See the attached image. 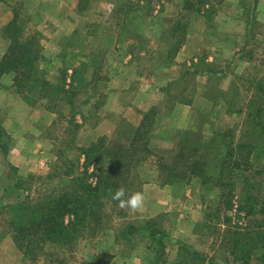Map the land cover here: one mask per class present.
I'll return each instance as SVG.
<instances>
[{"label":"rangeland","instance_id":"1","mask_svg":"<svg viewBox=\"0 0 264 264\" xmlns=\"http://www.w3.org/2000/svg\"><path fill=\"white\" fill-rule=\"evenodd\" d=\"M187 1L123 0L118 7L121 13H109L103 18L93 17L94 11L103 3L105 8L109 0L86 3L88 10L78 8L76 15L69 16L63 25L75 27L71 42L73 53L70 48L53 47L48 49L46 57L43 55L42 71L54 86L45 92H32L34 103L25 100L19 92L18 103L10 95L6 96L5 91L0 93L3 104L0 111V264H19L24 260L12 233L6 231L9 230L7 218L14 211L11 204L37 199L43 193L74 190L77 185L73 179L95 184L99 174L108 173L115 148L130 144L138 129L142 139L127 153L143 160L133 162L125 189L128 195L142 192L144 206L139 211L121 210L111 197L103 199L104 210L114 215V220L106 219L109 226L99 233L113 226L122 238L130 239L146 226L154 227L159 249L164 251L169 247L165 241L167 236L178 240L184 254L181 264H201L200 257L187 253L191 249L202 253L204 262L244 264L236 261L226 246L225 230L236 224L252 225L262 215L247 217L236 207L238 204L234 209L223 210L220 216L215 215L221 205L222 189L195 177L169 186L162 184L156 160L182 145L187 130L193 133L191 138L204 141L217 128L241 122L242 115H231L228 107L238 109L247 105L244 100L249 96L247 86L252 85V80L264 84V13L257 14L258 0H242L244 16L228 20L224 14H218L219 9L230 10L228 0H190L193 5ZM161 11L168 13L164 15ZM152 14L155 15L149 17ZM180 17L188 26L186 39L194 44L199 41L198 32L202 27H210L201 33L206 42L204 51L197 63L184 65L182 76L166 86L167 96L154 111H150L152 107L143 111L137 104L138 90L153 78L156 80L174 61L175 56L170 55L182 39V33L181 30L174 33L172 26ZM90 24L98 34L87 45L88 35L84 30ZM128 26L142 30L132 31ZM145 27L155 28V32L146 34ZM119 42L120 56L115 51ZM206 57H214L213 63L209 64ZM76 65L78 68L73 69ZM75 70H78L76 75ZM110 77L125 80L118 91L111 90ZM55 86L61 88L59 96ZM238 90L241 98H234L233 92ZM42 94L47 96L40 98ZM184 100L191 101L194 107L174 116V105ZM181 121L186 125H180ZM145 141L150 151L142 150L134 155L135 149L142 148ZM236 192L239 198L243 197L241 185ZM228 217L232 225L227 222ZM93 237L88 233L83 239ZM131 246L132 242L128 249ZM79 249L77 242L57 260L63 264H80ZM248 264H264V259L255 254Z\"/></svg>","mask_w":264,"mask_h":264},{"label":"trees","instance_id":"2","mask_svg":"<svg viewBox=\"0 0 264 264\" xmlns=\"http://www.w3.org/2000/svg\"><path fill=\"white\" fill-rule=\"evenodd\" d=\"M186 3L193 5L190 0ZM207 11L215 12L211 8H207ZM182 18L172 26L174 33L181 30L182 39L175 46L171 57L182 47L188 33L187 23ZM24 26L25 23L16 18L6 28L11 45L0 59V77L6 73L14 74L17 92L28 102L34 103L32 92H45L54 85L44 76L41 68V34L29 33ZM77 72L75 70L73 74L76 75ZM254 80L251 81V86H247L249 96L244 100L247 105L243 104L238 109L228 107L231 115H242L241 122L224 129L217 128L204 141L191 138L193 133L187 130L186 141L182 145L171 154L159 155L156 160L162 184H174L195 177L204 184H213L222 189L221 205L216 209L215 215L220 216L223 210L234 209L237 204L236 207L247 217L262 215L254 224L244 226L232 225V220L227 218L232 226L225 230L227 233L224 242L235 256L234 259L244 264H248L255 254L264 259V84ZM253 87L256 88L255 91L252 90ZM54 88L60 93V87ZM240 94L239 90L233 92L234 98H241ZM46 96L47 94H42L40 98ZM234 104L236 103L232 102ZM155 109L156 107H152L150 111ZM141 139L142 134L138 129L130 144H119L112 152L108 173L99 174L95 184L73 179L71 181L77 185L74 190L59 194L43 193L37 199L20 200L10 205L14 211L7 218L9 230L6 231L12 233L15 244L23 253L25 264H51L54 261L63 264L57 260L61 253L73 249L86 234L97 235L109 226L106 219L114 220V215L104 210L106 206L102 201L108 197L112 200V193L116 189L127 187L133 162L143 160L142 157L135 158L127 152L137 147ZM142 145V148L135 149L134 155H139L142 150L150 151L147 141ZM239 185L243 191L241 198L236 192ZM17 187L19 184L15 186ZM224 206L227 208L224 209ZM68 216L69 219H66ZM146 228L155 238L157 230L154 227ZM56 247L61 250L54 249ZM190 252L195 258L200 257L204 261L202 253L195 249L188 250L187 253ZM110 258L108 255L97 262L84 264H109Z\"/></svg>","mask_w":264,"mask_h":264},{"label":"crops","instance_id":"3","mask_svg":"<svg viewBox=\"0 0 264 264\" xmlns=\"http://www.w3.org/2000/svg\"><path fill=\"white\" fill-rule=\"evenodd\" d=\"M109 1L110 2L106 4L105 8L102 6L104 3L100 4L94 11L95 14L93 17L97 16L99 18H103L107 17V14L109 13H121L120 10L122 9H119L118 7H120V3L123 0ZM170 1L174 2V0ZM89 2L98 3L105 2V0H0V59L6 54L11 45V38L6 31V28L8 24L16 18L19 20L24 19V22H29L28 25L25 24L24 26L27 32H37L41 34V41H43L42 54L44 56L47 55L48 49L53 47L56 49L65 47L72 50L74 47L72 46L71 42L74 36L73 32H76L75 27L73 26L71 29L69 26L67 27L66 25V27H63V25L65 22L67 24V19L69 16L74 17V15H76V10H78V8L81 10H88L89 6L86 5V3L88 4ZM228 2L230 10L227 11L225 8L219 9L218 14H224L228 20L242 18L245 14V6L243 1L228 0ZM257 10L258 15L264 13V0H258ZM161 12L164 15H167L168 13L166 11ZM157 13L160 12L158 11ZM218 14L215 15L216 18L219 17ZM154 15L155 14L149 15V17H153ZM97 20L98 19L95 21ZM117 24H119V22H117ZM46 26H49L50 30H45ZM92 26H95V24ZM128 28L132 31L138 32L142 30V28L133 26H128ZM207 28L210 27L203 26L201 31L198 32L199 41H195V44L186 39L182 47L176 53L174 61L170 63V67L168 66L164 72L162 71L160 76H156V80L153 78V81L150 83H145L139 88V102H137V104H139L138 107L140 109L145 111L146 109L156 107V105L162 103L164 101L163 99H165L167 96L166 86L172 80H177L182 76L183 66L187 63L195 64L199 61L200 54L202 55L205 48L204 45H206V42L204 43L205 37L202 34H204V31H206ZM143 30L146 34L149 32L153 33V31L155 32V28L145 27ZM84 31H86V34L88 35L87 40L85 41L88 45L92 38L97 37L98 32L92 31L91 24L87 25ZM150 42L151 41H149V44L152 46L153 44ZM64 44L65 46H63ZM120 45L121 42L115 46V51H117L116 53L118 55V52H120ZM192 47H194V49ZM57 55L59 56L60 53H57ZM202 58H204V56H202ZM44 60L42 59V62H44ZM206 61L211 64L214 61V57H206ZM76 68H78L77 65L73 67V69ZM109 80H111L109 81V84L113 85L111 88L112 91H118L120 86L123 85L122 83L125 81L124 79L112 80V77H110ZM222 87L227 89L225 86ZM2 91L6 92V96L10 95V98L13 100V102L18 103L20 101V95L17 93L16 87L14 85V74L6 73L0 77V93H2ZM2 105L3 104L0 102V111L2 110ZM192 107H194L192 102H176V105H174L172 109V113L174 116H179L180 112L190 111ZM180 123V125H186L183 124L182 121ZM2 125L4 124L2 123ZM8 158H10V153L8 154ZM165 210L168 211L170 208H166ZM159 213L160 212L153 215L156 216ZM111 227L106 232L103 231L98 235H95L93 238L83 239L82 237L78 240V246L80 245V249L78 251H81L82 253V262H80V264H84L86 262H97L102 257L108 255L111 257L109 264H181L183 260L184 254L181 252L179 242L172 236H167L168 239L166 238L165 241L169 242V247L163 251L162 249H159V246H157L158 242L154 238V235L151 233V231H149L147 228L136 233L133 238L131 237L128 239L122 238L116 231V227ZM187 241L188 243H191L190 240ZM130 242H132V246L130 249H128ZM199 262L201 264H217L213 261L205 260L204 262L203 260L201 261V259ZM19 264L25 263L22 260Z\"/></svg>","mask_w":264,"mask_h":264},{"label":"clouds","instance_id":"4","mask_svg":"<svg viewBox=\"0 0 264 264\" xmlns=\"http://www.w3.org/2000/svg\"><path fill=\"white\" fill-rule=\"evenodd\" d=\"M112 200L117 201L121 210L139 211L145 203V196L142 192L136 191L126 195V189L121 186L112 193Z\"/></svg>","mask_w":264,"mask_h":264}]
</instances>
